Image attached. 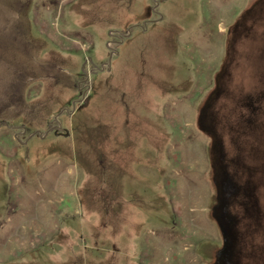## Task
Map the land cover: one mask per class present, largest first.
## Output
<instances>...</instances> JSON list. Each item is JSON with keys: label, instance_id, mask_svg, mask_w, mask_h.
<instances>
[{"label": "rangeland", "instance_id": "obj_1", "mask_svg": "<svg viewBox=\"0 0 264 264\" xmlns=\"http://www.w3.org/2000/svg\"><path fill=\"white\" fill-rule=\"evenodd\" d=\"M263 153L264 0H0V264H264Z\"/></svg>", "mask_w": 264, "mask_h": 264}, {"label": "flooded vegetation", "instance_id": "obj_2", "mask_svg": "<svg viewBox=\"0 0 264 264\" xmlns=\"http://www.w3.org/2000/svg\"><path fill=\"white\" fill-rule=\"evenodd\" d=\"M251 123V122H250ZM241 153V152H240ZM262 154V153H261ZM264 154V153H263ZM240 155V154H239ZM238 154H236L232 159H231V161L235 164V166H236V174L238 175V176H241V177H245V178H248L247 180H245V182H244V186H243V190H240V191H243V193L244 194H247V189H249L250 188V186L251 185H256V184H258L259 183V181H260V179H258V181L256 180L255 181V179H253V178H251V177H257V178H260V177H258V176H261L262 174L264 175V171H259L262 167H263V165L261 166V168H258L257 166H256V164H254V165H252L251 167H252V169L251 168H247V166L245 165V163H242L241 161V156H239ZM225 157V158H224ZM240 157V158H239ZM250 157H251V154H250ZM260 157H264V155L263 156H260ZM223 159L224 160H226V153H224V155H223ZM241 160V161H240ZM261 160H264V158H261ZM254 163H255V160H254ZM262 170H264V169H262ZM243 173V174H242ZM245 174V175H244ZM254 183H256V184H254ZM264 183H262V185H263ZM252 191V190H251ZM238 203H240V202H238ZM236 223V222H235ZM235 223H233V224H235ZM230 238H231V236H230ZM233 239V238H232ZM226 254H227V258H229L228 257V255H229V253H231V251H232V247L229 249V248H226ZM220 264V263H219Z\"/></svg>", "mask_w": 264, "mask_h": 264}, {"label": "water", "instance_id": "obj_3", "mask_svg": "<svg viewBox=\"0 0 264 264\" xmlns=\"http://www.w3.org/2000/svg\"><path fill=\"white\" fill-rule=\"evenodd\" d=\"M56 133H57V134H60V133H58V132H56ZM66 134H67V133H66ZM66 134H65V135H66Z\"/></svg>", "mask_w": 264, "mask_h": 264}]
</instances>
